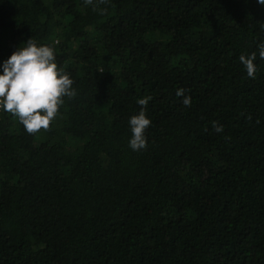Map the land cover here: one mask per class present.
<instances>
[{"label": "trees", "instance_id": "16d2710c", "mask_svg": "<svg viewBox=\"0 0 264 264\" xmlns=\"http://www.w3.org/2000/svg\"><path fill=\"white\" fill-rule=\"evenodd\" d=\"M30 38L77 94L34 135L0 109V264H264V5L0 0V72Z\"/></svg>", "mask_w": 264, "mask_h": 264}, {"label": "clouds", "instance_id": "9594fccd", "mask_svg": "<svg viewBox=\"0 0 264 264\" xmlns=\"http://www.w3.org/2000/svg\"><path fill=\"white\" fill-rule=\"evenodd\" d=\"M106 2L107 0H85L88 5ZM257 2L264 5V0ZM259 58L264 60V43L259 45ZM256 59V52L251 55L241 54L239 57L249 78H255ZM73 83L70 74L58 66L54 48L40 45L30 38L3 63V71L0 72V109L18 117L29 134L47 131L58 116L60 107L65 102L64 98L76 96ZM184 91L179 89L177 95L183 96ZM150 99L151 97H146L138 100V104L142 106L141 111L129 121L132 132L129 146L134 151L147 147L145 133L152 121L145 109ZM191 102L190 96H184L183 104L186 107H190ZM213 127L217 132L223 131V126L218 122L214 121Z\"/></svg>", "mask_w": 264, "mask_h": 264}]
</instances>
